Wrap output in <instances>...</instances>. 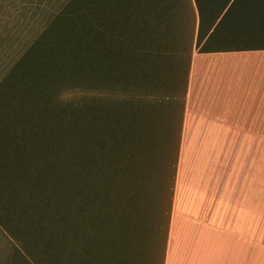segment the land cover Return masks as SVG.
<instances>
[{
    "label": "trees",
    "instance_id": "1",
    "mask_svg": "<svg viewBox=\"0 0 264 264\" xmlns=\"http://www.w3.org/2000/svg\"><path fill=\"white\" fill-rule=\"evenodd\" d=\"M194 49L264 50V0H67L51 17L0 81V229L21 243L16 264L31 247L35 264H139L124 230L148 204L153 151H171L150 134L152 97L170 70L182 124Z\"/></svg>",
    "mask_w": 264,
    "mask_h": 264
},
{
    "label": "rangeland",
    "instance_id": "2",
    "mask_svg": "<svg viewBox=\"0 0 264 264\" xmlns=\"http://www.w3.org/2000/svg\"><path fill=\"white\" fill-rule=\"evenodd\" d=\"M17 1L0 0V75L20 55L22 48L38 36L66 0ZM181 73L183 77L184 71ZM163 75L166 85L152 97L150 134L171 141V151L162 146L153 151L147 186L149 201L147 205L138 201L142 205L132 216V225H143L138 229L130 225L129 231L124 230L129 241L137 247V262L164 264L176 196L179 191L188 193L207 179L215 182L214 188H206L209 194L214 191L217 195L220 191L222 227H239L241 231L247 228L248 234L251 231L252 235L241 238L255 247V255L259 256H255V264H264V140L222 141L221 146L226 144V148L216 157L207 155L198 141L183 140V120L180 124L182 81L174 79L170 70H165ZM20 244L0 229V264H16L13 254ZM28 249L23 255L30 264H35L36 248Z\"/></svg>",
    "mask_w": 264,
    "mask_h": 264
},
{
    "label": "crops",
    "instance_id": "3",
    "mask_svg": "<svg viewBox=\"0 0 264 264\" xmlns=\"http://www.w3.org/2000/svg\"><path fill=\"white\" fill-rule=\"evenodd\" d=\"M182 129L183 140L198 141L211 157L223 154L222 141L264 140V50L198 53L194 49ZM214 185L206 179L186 194L179 191L164 264H255V247L241 238L252 232L222 227L220 191L216 195L206 189Z\"/></svg>",
    "mask_w": 264,
    "mask_h": 264
}]
</instances>
